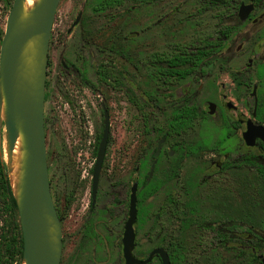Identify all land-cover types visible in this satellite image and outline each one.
Here are the masks:
<instances>
[{"label": "flooded vegetation", "instance_id": "af4514ba", "mask_svg": "<svg viewBox=\"0 0 264 264\" xmlns=\"http://www.w3.org/2000/svg\"><path fill=\"white\" fill-rule=\"evenodd\" d=\"M169 1L71 0L63 11V0L59 4L49 51L45 132L63 231L61 264H128L124 240L135 185L134 259L144 262L154 250L164 249L171 264H232L239 255L245 256L238 263L264 264L260 220L251 224L253 207L246 197L251 181L259 186L261 179V170L247 165L248 156L264 166V141L257 138L254 146L246 141L250 124L264 127V0H191L190 13L175 19L184 9L168 12ZM135 3L146 5L148 48L145 101L136 107L144 112L146 136L152 121L161 122L160 128L152 127L161 135L156 147L141 153L143 162L136 169L132 152L116 151L121 130L133 138L134 31L121 35L118 29L108 52L116 58L103 61V14L111 12L114 19L134 14ZM183 28L192 29L190 39L167 41L187 38ZM157 29L160 49L152 50ZM5 32L6 26L0 27V48ZM107 119L108 141L95 184ZM182 123L183 129L176 130ZM84 155L94 159L89 169ZM125 156L131 165L126 183L118 178ZM147 166L142 179L134 177V171ZM157 192L163 244L140 253V236L144 245L150 243L151 202ZM155 262L163 264L159 254L146 264Z\"/></svg>", "mask_w": 264, "mask_h": 264}, {"label": "water", "instance_id": "95a60500", "mask_svg": "<svg viewBox=\"0 0 264 264\" xmlns=\"http://www.w3.org/2000/svg\"><path fill=\"white\" fill-rule=\"evenodd\" d=\"M15 0L9 13L0 58V154L5 164L17 203L23 231V264H61L62 224L51 191L45 132V96L51 34L61 0ZM143 1V0H138ZM5 132V147L1 133ZM109 135V123L95 167L98 181ZM264 141V127L250 124L248 146ZM18 142L17 181L12 183L14 152ZM161 150V144L157 154ZM5 153V156H4ZM153 174V171H152ZM137 185L133 188L131 218L125 234L128 264H146L159 254L163 264H171L164 249H156L148 260L134 259Z\"/></svg>", "mask_w": 264, "mask_h": 264}, {"label": "rangeland", "instance_id": "374dc122", "mask_svg": "<svg viewBox=\"0 0 264 264\" xmlns=\"http://www.w3.org/2000/svg\"><path fill=\"white\" fill-rule=\"evenodd\" d=\"M14 0H12L13 2ZM131 4V3H130ZM71 6V0H63L62 5L60 7L61 11L63 10H67L69 9ZM133 6L135 7V11L134 14L131 15H122L119 16L118 19H114L113 18V13H108L105 12L103 14V47H104V55H103V61L104 63L106 62H112L115 60V55L112 53H108L110 52V47L112 45H114V37L116 35V31H119L118 29H121L120 34L121 35H125L126 33L130 32V31H134V37H133V62L135 65V74H134V81H135V92H134V109H133V115H134V120H133V124L130 130L133 131L132 135L133 138H131V136L127 135V133H125V131L120 132V142L118 145H120V149L116 150L117 152L121 151L123 152L125 155H127V152H132V159H133V166L134 169H136V167L138 166L139 163L143 162L142 158V152L144 150L148 151V153H152L154 148L157 145L158 140L160 139L161 135L159 134V131L153 132V125H156L157 128L161 127L160 125V119L157 118L156 122H151L149 128H150V135L146 136L145 130V123H144V119H143V113L142 111H139L138 108L136 107V103L138 105H144V101H145V96H144V92L146 90V85H145V79H146V72L147 69L143 67L144 63H145V58L147 57V37L144 34V29H146L147 27V23H146V15H145V9H146V5L144 4H138L135 3L133 4ZM168 12L169 9L171 8H175V7H182L183 10V14H178V15H173L172 19L175 18H183L186 14L190 13V9H191V0H171L169 2H167L166 5ZM11 10V3L8 4L6 2V5L3 7L2 3L0 2V27L1 28H5L6 26V22H7V18L9 15V12ZM133 18V20L131 21V19ZM187 30L188 32L187 35L188 37L185 38L186 35H178V37L175 38H170L167 37V41H173L174 39L178 40L180 39L181 41H184L185 39H190V33L192 29H185L183 28V31ZM156 33H158V29L157 30H153L152 31V38H151V47L152 50H158L159 48V44H158V39L157 36L155 35ZM194 38V37H193ZM1 46V45H0ZM1 49V48H0ZM124 52L126 53V49H123ZM114 101H111V103H113ZM130 118V116H129ZM126 121V120H124ZM124 124V122H123ZM127 121L125 126L123 125V129H126L127 127ZM116 124L113 126V132H116ZM201 136V135H200ZM130 138L132 139V143L130 145ZM1 141L3 143V146L5 147V132L3 130V132L1 133ZM49 144V143H48ZM47 144V145H48ZM89 146V145H88ZM49 149V146H47ZM91 148V146H90ZM118 148V146H117ZM88 153L90 152L89 150H86ZM5 156V153H4ZM85 159H86V164H87V168L89 169L90 165H92V163L94 162L93 158H89L88 155H84ZM148 158V156H147ZM124 173L122 175V178L120 176H118L119 179H122L123 182H127L129 179V171L128 169H130V161H128L127 156H125L124 158ZM189 170H191L194 166L193 164L189 163V165H187ZM118 167V166H117ZM113 167L110 168V171L108 172V174H111ZM115 169V173L118 171ZM148 171V166L147 167H142V170L140 173H136L134 171V177L135 178H139L142 179L144 177V174ZM188 171V170H186ZM186 171L183 172V178H188V174H186ZM189 178L191 179L190 173H189ZM159 180V174H158V178ZM232 183L238 184V178L236 176H232ZM55 185V184H54ZM52 185V194L53 197L54 195L56 196L57 194V185ZM161 195L159 192L156 193V195L152 198V202H151V231H150V243L148 245H144L145 241H144V237L141 235L140 236V247H139V252L140 253H144V251L146 252L147 250V246L150 247V250L154 249L157 246H160L163 244L162 240H161V233H160V226H159V221L158 219H156L157 213H158V208H159V204L161 201ZM250 215L252 216L251 219V224L255 225L257 224V217H259L260 223H258V225H260V231L264 236V207L263 204H260V208H256L253 207L251 209V213ZM191 263V262H190ZM205 263V262H203ZM201 263V264H203ZM232 264H244V261L241 263H234L232 262ZM9 264H12V262H10ZM13 264H23V259L20 262L19 260H15V262ZM153 264H159V262H155Z\"/></svg>", "mask_w": 264, "mask_h": 264}, {"label": "trees", "instance_id": "16d2710c", "mask_svg": "<svg viewBox=\"0 0 264 264\" xmlns=\"http://www.w3.org/2000/svg\"><path fill=\"white\" fill-rule=\"evenodd\" d=\"M6 2L8 4L11 3L12 8V0H6ZM183 127L184 125L182 123L176 125L175 129H183ZM246 162L248 166L257 167L261 170V174L259 175L261 178L259 181L260 185L256 186V184L251 181L252 187L248 189L246 197L252 207H256V202H258L259 199H261L260 203L263 204L264 207V166L259 165L254 156H248ZM258 195L261 196L259 199ZM23 253L24 240L19 211L8 173L0 154V264H9L10 262L13 264L15 260L21 262ZM244 256L245 255H239L236 257V261L232 259V262L236 263L239 259L244 258ZM176 258L177 256H173V260Z\"/></svg>", "mask_w": 264, "mask_h": 264}, {"label": "bare ground", "instance_id": "6f19581e", "mask_svg": "<svg viewBox=\"0 0 264 264\" xmlns=\"http://www.w3.org/2000/svg\"><path fill=\"white\" fill-rule=\"evenodd\" d=\"M35 1L36 0H28L27 4H26L27 8L29 9V8L33 7ZM20 150H21V143L18 142L17 147H16L15 152H14V165H13L14 166V172L12 173V183L14 186L16 185V181H17L18 160H19L20 154H21Z\"/></svg>", "mask_w": 264, "mask_h": 264}]
</instances>
